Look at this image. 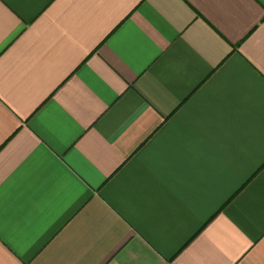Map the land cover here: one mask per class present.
Here are the masks:
<instances>
[{
  "label": "crops",
  "instance_id": "obj_1",
  "mask_svg": "<svg viewBox=\"0 0 264 264\" xmlns=\"http://www.w3.org/2000/svg\"><path fill=\"white\" fill-rule=\"evenodd\" d=\"M0 264H264V0H0Z\"/></svg>",
  "mask_w": 264,
  "mask_h": 264
}]
</instances>
